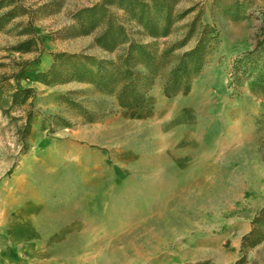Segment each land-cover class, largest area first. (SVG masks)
Returning <instances> with one entry per match:
<instances>
[{"label":"rangeland","instance_id":"rangeland-1","mask_svg":"<svg viewBox=\"0 0 264 264\" xmlns=\"http://www.w3.org/2000/svg\"><path fill=\"white\" fill-rule=\"evenodd\" d=\"M99 1L0 0V264H264V241L241 252L264 207V49L260 81L258 69L234 71L264 42V0H181L180 12L195 10L152 42L158 56L180 43L198 12L216 28L190 83L222 79L223 93L200 85L194 135L182 96L163 93L194 39L168 53L141 109L84 82L37 79L57 53L120 56L94 34L69 35L74 13Z\"/></svg>","mask_w":264,"mask_h":264},{"label":"trees","instance_id":"trees-1","mask_svg":"<svg viewBox=\"0 0 264 264\" xmlns=\"http://www.w3.org/2000/svg\"><path fill=\"white\" fill-rule=\"evenodd\" d=\"M181 0H101L89 7L81 8L73 15L74 25L69 28L71 37L95 35L94 43L105 52L120 50L115 61L99 60L83 54L57 53L53 62L37 79L46 81L84 82L96 92L114 96L121 110L141 109L145 106L155 78L168 53L182 49L194 39V44L182 50L169 71L163 86L166 98L181 95L185 97L191 88V77L199 73L205 65L217 33L215 26L203 24L201 12L186 24V33L180 43L172 46L160 56L153 49V41L169 36L176 24L195 9L179 11ZM9 14V13H7ZM0 18V23H2ZM18 45L15 50L28 52L30 46ZM264 49L259 42L251 52L238 57L235 72L250 75L254 69L259 73L255 80H261V66L258 54ZM259 63V64H258ZM22 69H24L22 67ZM32 93L31 89L23 91ZM1 97V96H0ZM3 100L0 98V110ZM30 115L23 126L24 137L29 133ZM264 207L253 220V229L243 237L242 249L254 247L264 241ZM244 255L234 264H243Z\"/></svg>","mask_w":264,"mask_h":264},{"label":"crops","instance_id":"crops-1","mask_svg":"<svg viewBox=\"0 0 264 264\" xmlns=\"http://www.w3.org/2000/svg\"><path fill=\"white\" fill-rule=\"evenodd\" d=\"M210 70V69H209ZM209 70H203L202 73H205L206 71ZM205 71V72H204ZM217 71V73H215ZM215 72L213 70L212 73H214V75L216 74V77H221L222 74L221 72L217 69ZM221 82L220 85L217 82ZM219 81H216L215 84L212 85V79L207 77V78H202L201 76H196L195 78H193L192 82H191V88H190V93L186 96V97H182L183 99H180V101L182 103H184L183 108L187 114V134L189 135H194L197 134L199 132H201L202 126L201 123L204 122L202 121V119L200 117H197L194 115V112L196 111L195 109L197 108V102L198 99H196L197 94H198V90L200 89V85H202V88L206 89L209 88L210 92L212 91H217L219 90L220 92L217 94H222L223 93V84L224 81L221 79ZM184 112V113H185ZM186 116V115H185ZM183 141H179V146ZM177 143V144H178ZM175 144V146L177 145Z\"/></svg>","mask_w":264,"mask_h":264}]
</instances>
